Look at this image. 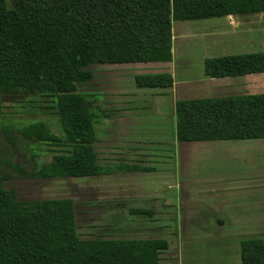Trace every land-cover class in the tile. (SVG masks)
<instances>
[{
  "label": "trees",
  "instance_id": "16d2710c",
  "mask_svg": "<svg viewBox=\"0 0 264 264\" xmlns=\"http://www.w3.org/2000/svg\"><path fill=\"white\" fill-rule=\"evenodd\" d=\"M255 12H264V0H15L11 8L0 0V116L5 95L24 94L41 99L62 125L59 135L44 121L22 133L55 149L35 170L0 161V264H160L167 240H82L73 199L20 201L5 180L143 171L99 164L93 144L107 115L79 91L94 80L91 67L170 61L174 23ZM205 73H264V52L206 59ZM136 84L170 88L173 79L139 75ZM174 111L178 142L264 140V93L178 101ZM5 136L17 149L16 138ZM240 256L243 264H264V242H243Z\"/></svg>",
  "mask_w": 264,
  "mask_h": 264
},
{
  "label": "crops",
  "instance_id": "0c3cea01",
  "mask_svg": "<svg viewBox=\"0 0 264 264\" xmlns=\"http://www.w3.org/2000/svg\"><path fill=\"white\" fill-rule=\"evenodd\" d=\"M179 41V44L177 45ZM264 52V12L246 13L227 15L222 17L176 22L173 24V49L170 61L166 62H148V63H122V64H105L93 65L91 69L95 74V81H102L98 71L93 68L98 66H110L111 70L104 73L107 75L104 83V90L111 93L114 98L118 95L122 97L132 96L133 99L126 102L105 104L102 101L98 105L104 110L107 118L98 126V138L93 144L98 157L99 164L104 167L111 168H143L140 172L122 173L121 175L141 174V202L144 204L157 203L156 196L159 194L153 190L152 183L148 181L149 177L156 175L157 168L159 173L168 174L171 177V168L165 167L167 149L174 154L177 163L179 161V175L183 179L194 177L200 182L201 192L195 194L193 189L187 192V195L195 194L197 199L183 202L184 212L187 218V224L181 225L178 230L186 234V238L190 237L189 245L192 248L203 245L202 249L209 246H215L220 242L218 240L224 229L229 227L231 230L234 223H228L227 214H217V210L211 204H220V200H206L204 198L211 190L215 188L216 194H229L237 196V203L249 204L258 199V193L264 192V184L259 187L256 179L245 180L234 177H240L242 171L251 173L252 169H257L256 155L257 149L264 146V140H216V141H185L178 142L175 138L173 125L176 126L175 105L178 101L229 97L238 95H254L264 93V73L250 74L243 76H228L223 78H212L205 73V60L212 58H222L234 55L252 54ZM168 74L173 79V85L170 88H138L136 77L139 75ZM93 80V81H94ZM92 81V82H93ZM101 83V86L103 84ZM126 102V103H124ZM101 103V104H100ZM168 114H171L169 116ZM171 118L170 130L165 119ZM163 123L162 126L167 138L161 136V130L155 133L150 129V122ZM111 139V143L124 146L126 144L136 145L132 149L122 150L131 155L133 160L118 159L111 157L109 151L104 153L109 158H102L99 153L97 144L100 140ZM175 140V141H174ZM167 141V142H166ZM168 144H166V143ZM170 146V147H168ZM163 149V150H161ZM207 157L214 159L213 163L207 161ZM171 167V165H170ZM177 167V165H176ZM218 172L220 175L218 176ZM160 173L162 179H165ZM238 175H237V174ZM120 174V173H119ZM119 174L103 175L96 177H108ZM228 174L233 179V183L229 181H221L220 178ZM179 176L176 180L178 189H182L185 182ZM257 177V174H256ZM94 178V177H89ZM67 179V178H64ZM85 179V178H81ZM171 179V178H170ZM262 181V180H261ZM214 182L213 184H210ZM221 183V184H220ZM195 181L192 180V186ZM229 186V187H228ZM238 189V192L231 188ZM229 190V191H226ZM209 191V192H207ZM156 193V194H155ZM163 196V195H162ZM210 199V198H209ZM225 200V198L223 199ZM162 206L171 217L173 214L172 207ZM228 201H222L223 205ZM228 203H231L230 201ZM264 203L258 201V208L254 213L257 215L250 216L249 210H243L240 216L230 217V221H244L237 224L235 233L231 232V237L222 239L231 250V241L234 237H239L237 245V257L239 256V264L241 261L240 250L241 244L249 240H257L250 236H256L260 231L264 232ZM75 209V203H74ZM150 211L141 209V211ZM182 211V210H181ZM212 215L211 219L215 222L213 225L204 224L206 213ZM212 211L215 214H212ZM141 214H147V213ZM149 215V214H148ZM178 218V216H174ZM172 219V218H170ZM174 219V218H173ZM76 220V219H75ZM176 220V219H174ZM154 221V220H152ZM151 221V222H152ZM170 224L173 220H169ZM156 222V221H155ZM199 226V228H198ZM166 233L177 238V232L172 230L171 225L164 224ZM161 227H158L160 229ZM190 230H187L189 229ZM154 229V228H153ZM190 233H189V232ZM220 234L217 235V232ZM196 233V234H195ZM198 234V235H197ZM200 236V237H199ZM197 237V238H194ZM199 237V238H198ZM203 237V240H201ZM205 237V238H204ZM184 239L186 245L187 239ZM150 240L162 238H149ZM166 240V238H163ZM204 239H206L204 241ZM173 240V239H172ZM176 240V239H175ZM168 241V240H167ZM204 241V242H203ZM169 245H170V241ZM238 261V262H239ZM160 264L162 260L160 258ZM238 264V263H236Z\"/></svg>",
  "mask_w": 264,
  "mask_h": 264
},
{
  "label": "rangeland",
  "instance_id": "374dc122",
  "mask_svg": "<svg viewBox=\"0 0 264 264\" xmlns=\"http://www.w3.org/2000/svg\"><path fill=\"white\" fill-rule=\"evenodd\" d=\"M7 5L9 8L13 7L15 5V0H7ZM178 44L179 41L177 45ZM93 69L98 71L99 74L103 73V75L100 76L103 78V83L97 79L98 81L94 80L87 85L79 86L80 92L91 96L89 97L90 100L93 101V99L96 98L98 99V102L102 101V105L105 109V104L107 106L108 103L111 105L118 102L122 103L123 101L128 102L130 99H133L132 96L128 97L125 95L122 97L118 95L113 98L111 93L105 92L103 88L104 83H107V75L104 73L111 70L110 66H96ZM101 83L103 86H101ZM3 100V114L0 116V161L27 166L30 168L29 171H33V169L35 170L37 168L38 161L42 159L46 160V162L50 161L52 155L55 154L53 153L55 149L36 140L28 141L22 138V133L26 132L27 129L39 121H44L51 131L59 135L61 133L62 125L58 122L59 120H57V117L51 114L53 111L45 108V104L37 97H31L24 94L5 95ZM168 115L171 116V114ZM170 121L171 118L170 120L168 118L165 119V124L169 125ZM150 124V129L157 133V136L161 130V136L167 138L162 128V126H164L163 123L158 121L150 122ZM167 127L168 130H170L171 126L169 125ZM173 128L175 132V124L173 125ZM7 132L16 138L17 149H14L10 142H8L5 136ZM110 141L111 139H101L100 143L97 144L102 158H109V156L104 155V153L109 151V155L116 160L121 159L123 155L122 159L126 158L129 161L134 159L131 155H125L129 153L122 150L132 149L138 146L132 144L121 146L116 145V141H114V144ZM171 149L172 147L170 150ZM170 150L167 149L168 152L165 167L171 168V177L170 173L164 174L160 172L165 178L162 179L157 168L156 175L151 178L149 177L148 181H146V184L148 182L154 184L152 185L153 190L159 194L156 196L157 199L155 202L157 203L144 204L141 202V174H119L114 177L108 176L85 179L67 178L38 180L28 178H9L5 180L4 187L5 189L16 191L17 197L20 201L62 198L73 199L75 203L77 234L82 240L166 238V240L170 241V248L161 255L162 264H239L240 261L238 259H240V257L236 256L239 237H234V240L231 241V247L234 251L232 253L230 248H227L228 245H225V241H222V239H225L226 237L228 239V237H231V232L235 231L237 227L236 225L244 222L239 221L236 223L237 220L230 221V217L240 216L243 213V210H249L251 212L250 216L258 214H255L254 211L258 208L259 200L264 203V192L258 193V199L256 201H253L248 205H243L237 203V196L229 194L228 192H225L222 195L216 194V187H213L211 190L212 193H208L204 198H206V200H220V204L215 205L213 203L211 204L212 207L217 210V214H227V217L229 218L228 223H234V227L232 230L227 227V230L224 229L222 234H220V231L217 232V235L220 234L221 236L218 235V240H212L220 242L219 244L209 246L207 249H202V244L199 245V247L195 246V248H192L193 245H189L188 242L191 236L187 239L185 236L186 234L184 233L183 235L182 230H178V228L188 222L186 214L183 211V202L185 203L191 200H196L197 197L195 194L198 195L199 192H201V184L194 177L183 179L181 175H179V161L177 163L174 154L171 153ZM254 155H256L257 169H252L251 173L242 171L240 177L234 178H243L245 182L246 180H249V178H252L253 180L256 179L260 187L264 184V146L257 149V154L254 153ZM207 161L213 163L215 160L207 157ZM4 169L5 173H10L8 167H5ZM219 175L220 173L218 172V176ZM179 176L182 181L185 182L182 189H178V186H176V180ZM229 177L228 174H225L220 178V182L229 181L233 183L234 178L227 180ZM192 180L195 181L193 186ZM178 182L181 181L178 179ZM213 183L214 182L210 184ZM190 189H193L195 194H190V196L187 195V192ZM231 189L238 192V189L235 190L236 188ZM224 198L225 200H223ZM165 199L167 200L166 205L172 207L174 215L171 217L168 214V209L162 207L165 204L161 202H164ZM222 201H230L231 203L226 202L222 205ZM262 206L264 208V205ZM141 209L151 210L152 214H141ZM205 213L207 215L203 218L204 224L206 225L208 223L213 225L215 222L211 219L212 215L208 216L207 211ZM212 214L215 213L212 211ZM174 216H178V218ZM169 220H173V223L170 224ZM164 224L172 226V230L170 231H173V233L177 232V238L166 233L167 229L162 227ZM158 227L161 228L158 229ZM187 230H190V228ZM221 237L222 239H220ZM250 237L264 242V232L262 231H260V233L258 232L256 236ZM185 238L187 239L186 245H184ZM201 240H203V237H201ZM205 240L206 239H204V241Z\"/></svg>",
  "mask_w": 264,
  "mask_h": 264
}]
</instances>
